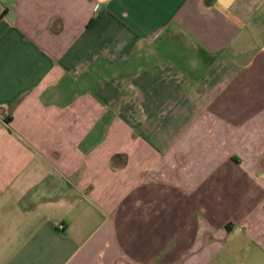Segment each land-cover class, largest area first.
<instances>
[{"label":"crops","instance_id":"0c3cea01","mask_svg":"<svg viewBox=\"0 0 264 264\" xmlns=\"http://www.w3.org/2000/svg\"><path fill=\"white\" fill-rule=\"evenodd\" d=\"M0 264H264V0H0Z\"/></svg>","mask_w":264,"mask_h":264}]
</instances>
